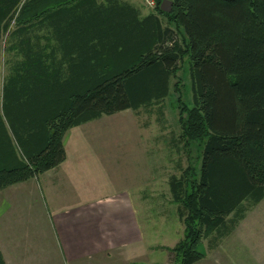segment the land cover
<instances>
[{
    "label": "trees",
    "instance_id": "1",
    "mask_svg": "<svg viewBox=\"0 0 264 264\" xmlns=\"http://www.w3.org/2000/svg\"><path fill=\"white\" fill-rule=\"evenodd\" d=\"M153 1L0 0V192L63 163L69 130L160 104L187 57L179 140L200 158L168 181L184 234L166 250L196 264L264 199V0Z\"/></svg>",
    "mask_w": 264,
    "mask_h": 264
},
{
    "label": "rangeland",
    "instance_id": "2",
    "mask_svg": "<svg viewBox=\"0 0 264 264\" xmlns=\"http://www.w3.org/2000/svg\"><path fill=\"white\" fill-rule=\"evenodd\" d=\"M134 1L141 6L144 14L154 12V9L148 8L145 0ZM162 23L166 25L164 18ZM179 42H183V37L182 39L179 37ZM12 55V52L7 51V45L3 39L0 42L3 76L8 73ZM175 85H177V90L174 89ZM178 99L188 108L191 107L187 57H184L179 64L175 78L170 80L169 97L160 104L141 108L138 111L127 110L118 116L117 114L111 117L105 116L89 125L90 133L88 135L76 138L72 131L65 141L69 155L75 154L78 148L83 147L80 144L86 143V140L91 143L89 146L96 150L97 154L88 156L91 157L89 160L83 157L89 154L87 149H84L86 151L84 154L80 152L78 155L83 161H87L89 166H92L91 170L87 171L90 176L87 178L88 187H97L103 197L110 195L114 205H120V200L116 199L121 196L132 200L130 204L134 216L133 222L143 233L142 255H144L143 263L145 264H148V261L156 264L168 261L169 264H174L173 257L169 256L166 251L149 252L148 247L152 245L174 246L182 239L184 226L177 217L176 205L172 203L168 181L171 176H180L188 165L196 166L200 158V149L196 144L184 146L179 140L181 105L177 103ZM80 139L81 143L79 144ZM85 147L87 148L88 145ZM99 159L105 162V165H97L95 160ZM69 171V176L78 174L80 183L84 181V177L81 175L83 170L78 171L76 168H71ZM74 184L76 185L74 189L77 190L76 187H79V183ZM67 188L68 185L56 187L54 192L62 191L60 202L70 199L71 193H68ZM88 189L91 191L90 188ZM45 196L49 208L48 213L53 222L56 219V208L53 207V203L50 204L46 192ZM31 204L33 207L31 221L40 215L42 217L39 224H36V221L32 222L33 229L28 233L29 238H25L24 242L36 243L41 249L46 247V250L49 245L47 264H58V257L52 252L57 231L47 219L48 214L46 215L44 212L41 214L37 205L34 204V200L31 201ZM121 205L123 206V204ZM244 207L248 208L247 211H250L254 222L256 220L264 223V200L254 207L250 208L247 205ZM262 225L264 226V224ZM254 232L256 233L255 258H251L249 262L239 261L234 264H264V228L256 227ZM207 246L209 247V243L203 241L199 250L204 252ZM40 256L44 258L43 252H40ZM114 262L115 258L111 260V263Z\"/></svg>",
    "mask_w": 264,
    "mask_h": 264
},
{
    "label": "crops",
    "instance_id": "3",
    "mask_svg": "<svg viewBox=\"0 0 264 264\" xmlns=\"http://www.w3.org/2000/svg\"><path fill=\"white\" fill-rule=\"evenodd\" d=\"M122 1L138 9L143 17L149 13L144 14L141 6L134 0ZM103 117L75 127L66 133L63 139L66 158L58 167L38 178L0 192V252L5 264H47L48 262L49 245L46 250V247L41 249L36 243L24 242L25 238H29L28 233L33 229L32 222L36 221V224H39L42 217L40 215L31 221V212H33L31 201L33 200L41 214L43 212L48 214L47 219L57 231L52 252L58 257V264H145L143 263L144 255H142L143 233L133 222L134 216L130 204L132 200L121 196L116 199L120 200V205H114L110 195L103 197L97 187H88L87 178L90 176L87 171L91 170L92 166H89L87 161H83L78 155L80 152L84 154L86 152L84 149H87L90 154L83 156L86 160L91 158L88 156L97 154L96 150L89 146L90 142L86 140V143L80 144V139L78 143L83 147L78 148L75 154L69 155L66 149L65 141L72 131L76 138L88 135L89 125ZM95 163L105 165V162L100 159L95 160ZM71 168H76L78 171L83 170L81 175L84 181L82 183L79 181L78 174L72 177L68 175ZM74 183H79L77 190L74 189L76 186ZM67 185V191L71 193V197L68 201L60 202L62 191L59 193L54 191L57 186ZM45 192L50 204L53 203V207L56 208V219L53 222L48 213ZM262 224L264 223L256 220L254 222L250 211L247 212L233 231L217 243L215 249L206 248L205 257L196 264H234V262H249L251 258L254 259L256 234L254 231L256 227L264 228ZM152 246L148 247L149 252L162 250L168 255L169 252L166 249L174 247ZM40 252H43L44 258L40 256ZM113 258L115 262L111 263ZM148 264L156 263L148 261ZM160 264L169 263L165 261Z\"/></svg>",
    "mask_w": 264,
    "mask_h": 264
},
{
    "label": "water",
    "instance_id": "4",
    "mask_svg": "<svg viewBox=\"0 0 264 264\" xmlns=\"http://www.w3.org/2000/svg\"><path fill=\"white\" fill-rule=\"evenodd\" d=\"M174 0H161L160 10L164 13H170Z\"/></svg>",
    "mask_w": 264,
    "mask_h": 264
},
{
    "label": "built area",
    "instance_id": "5",
    "mask_svg": "<svg viewBox=\"0 0 264 264\" xmlns=\"http://www.w3.org/2000/svg\"><path fill=\"white\" fill-rule=\"evenodd\" d=\"M145 3L148 6V8L154 9L155 3L153 0H145Z\"/></svg>",
    "mask_w": 264,
    "mask_h": 264
}]
</instances>
